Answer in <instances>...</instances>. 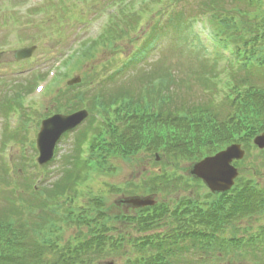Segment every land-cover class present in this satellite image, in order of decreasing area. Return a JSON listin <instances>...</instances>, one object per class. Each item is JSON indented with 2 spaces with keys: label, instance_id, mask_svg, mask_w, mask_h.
<instances>
[{
  "label": "rangeland",
  "instance_id": "1",
  "mask_svg": "<svg viewBox=\"0 0 264 264\" xmlns=\"http://www.w3.org/2000/svg\"><path fill=\"white\" fill-rule=\"evenodd\" d=\"M0 36L1 41L4 39V34L13 31L19 35V32L21 30H25L26 32L31 29H36L41 26L45 25L46 19L41 18L36 21L33 20L32 16L28 17H20V14L17 12L18 5L21 3V0H0ZM180 1V0H179ZM196 2H201L203 0H195ZM86 4V1L84 0H48L46 4H44V8L41 9L42 15L48 16V18L51 19L49 26L50 27H57V24L60 25L59 30L62 32V38L60 39H50L52 32H46L43 30H39L36 33L37 36H39L38 41L41 44V47L38 46V49L34 52L31 60L28 62H25V66H36V72L43 71L46 69L48 71L50 68H52L57 59L62 57L61 51L62 50H69L74 47L75 42L77 40L82 39V37L86 36L87 32L90 31V24H84L79 26L81 29L77 33L73 30V27L86 18V16L93 21L97 18V22L94 25L93 32L95 33L93 36L97 35L99 33L100 28L105 24V22L108 20V15L106 12H100L102 10L101 6L96 3H91L90 6L87 8H84ZM41 7V6H40ZM82 8V9H81ZM196 8V7H194ZM35 9V8H34ZM86 11H79L77 10H85ZM191 13V12H190ZM25 21L28 22L27 25H21ZM64 26L63 24H66ZM98 28V30H97ZM201 29V28H200ZM202 30V29H201ZM97 31V32H96ZM76 33V34H75ZM20 36V35H19ZM171 36L169 34H161L160 37L155 36L152 41L154 44H157L156 47L150 51V54L148 55V58L145 59L141 64L137 66L131 67L129 70H126L121 75H119L114 81H111L110 84L107 86L106 90L104 91L103 100L107 99V95H111L113 92V96L116 94H123L124 96H129V90L131 89H137L139 91L140 89H144L143 94H148L147 90L150 88V86L146 89L143 88V85L148 84L149 82V72L150 67L154 64H158V67H156L153 70H157L156 74L154 76H162L165 72H169L172 74L175 83L178 81L174 88L170 89V92H173L174 89L182 91V94L184 95L185 92L188 91V88H186L187 82H194L192 81L194 79L193 73H196V69L199 66H195L196 60L192 57H187V55H190V53L180 54L181 51L177 48V46H174V42L170 44ZM25 42H18L17 40H10L6 42H2L1 45L9 51H12L14 48H18L21 44H24ZM111 47V46H110ZM112 53H110V49L106 48V46L103 48L97 49L95 52H92L90 56L83 57L80 59L81 61L79 64H77L75 70V73L72 74L71 78H74L79 75V78L81 80V77L84 79H91L95 75V65H98L99 67H103L102 64L105 60L109 61L112 58ZM13 58V53H8L6 55L0 56V78H3L5 81H8L9 87H2L0 89V103L4 102L5 99H7L10 90H12L13 87H18V85L22 83L24 80L25 82L27 80L32 81L33 71H30L27 73V75L19 76L13 73L12 70L8 68V64L6 61L11 60ZM97 63V64H95ZM39 68V69H37ZM144 68V70H142ZM64 70H62L63 72ZM149 71V72H147ZM152 71V70H151ZM44 72V71H43ZM187 73H191L187 77ZM87 81V80H86ZM20 82V83H19ZM67 80H64L61 84L60 89L65 90ZM180 82V83H179ZM77 84V82H75ZM77 86V85H76ZM194 86V85H193ZM12 87V88H11ZM76 88H73L67 92V94H63L58 98V103L55 102V98L51 101L46 97L45 100H43V95L38 97L36 102L40 104L39 109H41V106H46L47 108H53L54 110H60L62 114H70L74 112V110L79 109L82 106V102L79 103L77 97L74 96L76 94L75 91H73ZM181 89V90H180ZM77 90V89H76ZM133 91V90H132ZM197 92V89L193 90ZM97 96H99V93H96ZM5 96V97H4ZM185 96V95H184ZM4 97V98H3ZM13 107L11 108V112L15 114L17 109V104H20L19 99H11L10 100ZM21 105V104H20ZM22 105L26 107V104L23 102ZM5 109V106H0V142L2 139H4L5 132L4 130V122L5 117H3L2 111ZM31 108L33 111H37V105L31 103ZM5 111V110H4ZM46 111L43 110V114H45ZM130 124L134 123V119H129ZM37 119H34L33 116L30 120L29 125L36 124ZM87 122H85L83 125H81L79 128H77L75 131L70 132L67 134L64 139L60 142L58 146V153L55 159L51 162L49 166H47L46 170L44 172L38 171L35 168H30L32 172H36V185L39 186L43 183L44 180L47 183L55 182L58 179H61L65 177V169H70L69 165L71 162V156L73 155V149L74 145L77 141V139L80 137L82 133V129L87 126ZM56 125V124H54ZM96 127V124L94 123L93 128ZM144 129L143 131H139V135L136 137V139L133 142L140 141V134L144 133V131L147 132V134H150V136H153L157 129H155L154 126H148L143 125L138 128V130ZM149 130V131H148ZM134 130H130L129 132H133ZM162 132V131H160ZM35 133H30L29 136H34ZM130 145H132V142H130ZM221 146H224L225 144H220ZM1 146V143H0ZM19 146H22L21 143H17L14 148L11 149V151L6 152V147H4L2 150H0V154L5 157L9 154L13 157V163L12 169L14 168L15 164H18V162L23 161L24 156L28 153L26 151L27 146L24 144L23 148V154H20ZM165 145H163L164 148ZM26 147V149H25ZM29 152H33L32 149H29ZM161 152L160 151H153L152 149H148L145 152H142V154H133L130 151L125 155H110L107 158V167H110V170H97L94 173V178L91 181V189H93L94 194L103 196L105 199V206L108 211V213L112 216L110 219L113 226H115L119 229L125 230L126 228H123L120 221L117 222L116 216L122 212V209L117 205V200L119 199L117 194H113V186L114 185H120L122 188H125V193L121 195L122 198L127 196H134V195H145V192L147 191V184L150 183L152 180L150 178L153 176L154 170L161 167L163 165V159L158 160L155 159V153ZM251 155L246 153V156L244 158L245 168H247V172H243L244 175L251 174L253 177H256V179H259L260 182H262L264 186V152L262 153L261 150H258L256 148H253L250 150ZM35 154V151H34ZM29 156V153H28ZM1 158V157H0ZM182 165L184 166L181 171L184 172L187 168H192L194 165L191 161H187L186 159L183 161ZM193 165V166H192ZM163 167V166H162ZM1 169V167H0ZM189 169V170H190ZM1 174V173H0ZM70 175V172L68 173ZM1 190H0V220L12 218L16 220L17 224L22 225L25 228L27 227V224L25 223V220L19 217V214L16 213L13 209H8L7 211L5 208L7 205L3 201V197L5 195H8L7 190L5 186L10 187L9 183L3 180ZM151 184V183H150ZM11 188V187H10ZM179 194L175 193L173 196L174 198L177 197ZM27 199H29L28 195H26ZM161 198V197H160ZM167 198V197H166ZM30 211L32 213L37 212L38 208L34 205H32V210H27L28 217H31L32 221L31 223L36 222L35 216L32 214L30 215ZM19 217V218H18ZM262 222H264V216H259L255 218H249V219H243L241 220V223L247 225L248 227H252V225H255L256 227L259 226ZM33 228L34 226H30L29 231V239L33 237ZM229 228V226H228ZM232 228V226H231ZM81 228L76 227L72 228V231H69L65 237L66 238H74L76 236H79V231ZM134 234L136 233L135 230H133ZM144 236V235H143ZM33 241V240H32ZM59 242L62 243V238H59ZM12 251V249L10 250ZM183 258H179L176 261L178 263H186V264H201L196 261V258L194 255H190V252H186L183 254ZM120 255L112 254V255H103L99 261L100 264H128L126 262V255L123 259H119ZM213 259L218 264H257L256 261H258L257 257H250L246 255L245 257H242V253H234L228 256H213ZM205 261L208 262L207 259ZM262 264H264V258L261 259Z\"/></svg>",
  "mask_w": 264,
  "mask_h": 264
},
{
  "label": "trees",
  "instance_id": "2",
  "mask_svg": "<svg viewBox=\"0 0 264 264\" xmlns=\"http://www.w3.org/2000/svg\"><path fill=\"white\" fill-rule=\"evenodd\" d=\"M211 7L214 12L211 18V27L221 37L223 45H225L227 40L232 42L235 53L237 52L236 56L239 58L235 62L238 64L239 69L247 73H250L248 70L251 67L257 68L258 71H264V0H213ZM178 28L181 29L179 23L177 24L173 21L168 25L166 30L175 33ZM105 41H108L111 46L114 43L111 38H107ZM106 44L105 42L104 45ZM90 54V52H85L86 56H90ZM154 75L151 76L150 74L149 76L148 83L150 88L147 90L148 94H143L144 92L140 89L131 98L133 100L132 103L128 102L126 98V102L124 101L123 105L124 109H132L129 111L130 116L137 122L139 119L147 118L145 115L150 116L154 121H157L158 118L162 119L163 117L170 119V122L166 126L154 124L155 129L157 128L160 134L155 132L153 136H150L146 131L140 134L143 147H162L164 145L163 143H165L163 138L167 134L169 136L172 134L173 137L168 142V154L178 155V153H183L181 150L182 147L191 151V155L193 153L195 155L196 153L199 154L198 151L202 146L205 147L210 144L209 149L211 150L214 149V143L219 145L222 140L229 138L244 139L246 137L245 133H243L244 128H248V130L254 129V123L250 122L251 119H255L256 124L263 123V117L259 114L261 108L258 104H264V91L254 88L246 90V100H242L245 94L239 93L237 95L238 98L236 101L243 103L242 109L245 107L246 112L251 110L249 114L245 111L243 112L244 119L241 123L242 126L235 123V118L229 115L222 116L218 112V106H222L223 104H226L224 107L226 109H228L229 105L232 107L231 97L234 93L233 91L238 92L241 80H243L242 77H234L233 80H228L223 84L220 88V93H223L221 103L218 101L219 92H215L214 96H212L209 106L208 104L202 106L200 102L191 101L189 103L193 108L202 109L203 117L209 116L210 114L208 121L197 125L185 122L178 115L171 113V111L166 114L161 109H158H171L172 107L179 106L183 98L181 95L180 102H176L180 96V91L174 89L173 92H170V89L174 88L180 79L175 83L172 74L169 72L158 77ZM156 81H158L157 84ZM188 85V89H192V82ZM105 90L106 87L105 89H101L98 92L99 96L94 98V103L97 101V104H100L101 107H105L107 104H113L117 100V95H120L116 94L113 96L114 93L112 92L111 95H107L106 100H103L104 96L101 95H104ZM167 99L169 101H166ZM103 112L105 114L109 113L108 110H104ZM157 122L159 123V121ZM143 142L147 143V145H144ZM195 143L200 147L191 146V144L193 145ZM18 230L19 227L16 224L7 225L6 220H0V264H14L7 260L10 254H4L1 250L3 249L2 243H4V249L6 250L15 249L11 245L12 241L8 240L7 236L14 234ZM13 253L15 254L17 251L15 250ZM13 257L15 259L18 257V259H24L23 256H18L17 254ZM8 259L13 260L11 258ZM25 264L27 263L25 262Z\"/></svg>",
  "mask_w": 264,
  "mask_h": 264
},
{
  "label": "water",
  "instance_id": "3",
  "mask_svg": "<svg viewBox=\"0 0 264 264\" xmlns=\"http://www.w3.org/2000/svg\"><path fill=\"white\" fill-rule=\"evenodd\" d=\"M86 115V113H78L75 115H72L70 117H64V116H58L55 117L51 120H48L45 123V127L48 123H55L59 120H69L70 125L66 126L65 128H63L64 124L59 125L58 127H54V128H47L43 129L42 131V140H43V144L46 143V141H51V145H53L55 143V141L59 138L60 134L67 128L75 125V123H77V120L79 118H83ZM257 142L263 146L264 145V138H262L261 141H259V139H257ZM242 152L239 150L238 146H232L230 148H228L226 151L219 153L217 156L207 159L206 161H204L200 167H199V171L197 172V174L204 176L209 183L213 184V185H219L221 187H227L231 184V182H229L230 177L232 176V172L235 174L236 170L230 165L231 160H233L236 157H241L242 156ZM215 165H223L222 168H224V174H220L219 171L215 170L213 171L212 168ZM224 176H227V181L223 182L221 185L218 184V182H222Z\"/></svg>",
  "mask_w": 264,
  "mask_h": 264
}]
</instances>
